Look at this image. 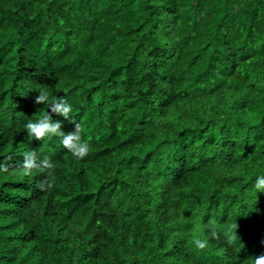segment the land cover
Segmentation results:
<instances>
[{
  "label": "trees",
  "instance_id": "obj_1",
  "mask_svg": "<svg viewBox=\"0 0 264 264\" xmlns=\"http://www.w3.org/2000/svg\"><path fill=\"white\" fill-rule=\"evenodd\" d=\"M41 90L88 156L27 137L48 113L74 128ZM33 150L51 189L19 169ZM0 163V264H254L264 0H0Z\"/></svg>",
  "mask_w": 264,
  "mask_h": 264
},
{
  "label": "clouds",
  "instance_id": "obj_2",
  "mask_svg": "<svg viewBox=\"0 0 264 264\" xmlns=\"http://www.w3.org/2000/svg\"><path fill=\"white\" fill-rule=\"evenodd\" d=\"M34 103L36 105L48 104L49 109L52 113L63 116L69 121L74 128L70 132L62 131L64 127L61 121H54L52 115L48 113L37 121L33 122L29 120L25 123L24 128L28 138H35L36 141H43L48 136H60L63 147L72 154L76 159H83L89 155L90 143L87 140L82 139L83 126L81 123L76 122L70 117L72 113V105L68 101L66 95L60 96L59 98H53L49 103V95L46 91H39L35 97ZM11 160V157L8 158ZM10 165L8 163H0V171L8 172ZM55 165L48 156H44L42 159L38 156L35 150L27 152L24 155L22 163L19 165V169L25 176H30L34 169L47 170L48 175L45 179L41 180L37 187L41 191L51 189L53 187L52 180L54 175L52 170ZM255 189L259 192H264V176H258L255 180ZM210 223V234L213 238H218V234L215 231L214 225ZM232 229H237V225H232ZM235 236L229 237V242H232ZM192 243L199 250H203L207 247V240L200 239L199 237L193 236ZM254 264H264V254L255 256Z\"/></svg>",
  "mask_w": 264,
  "mask_h": 264
}]
</instances>
